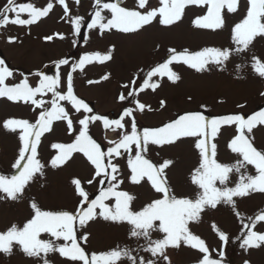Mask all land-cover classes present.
Returning <instances> with one entry per match:
<instances>
[{
  "label": "rangeland",
  "instance_id": "rangeland-1",
  "mask_svg": "<svg viewBox=\"0 0 264 264\" xmlns=\"http://www.w3.org/2000/svg\"><path fill=\"white\" fill-rule=\"evenodd\" d=\"M48 2L49 0H16L17 5L32 3L38 8L45 7ZM52 2L53 10L36 22L23 26L9 23L6 28H0V59H3L14 73L6 83L13 85L26 77L35 87L39 81L34 75L35 72L41 71L49 76L59 72L65 83L58 90L66 92L65 74L71 71V68L68 65L57 68L60 59H68L71 65L78 63L85 54L97 52L101 55L110 52L112 58L104 62L95 60L86 64L83 71L77 69L72 73L75 95L83 99L93 112L86 113L81 110L77 113L70 102H59L73 119V131H69L65 120H55L51 125L52 130L43 134L38 146V159L45 165L44 176L30 184L22 199L17 201L0 199V232H5L13 224L22 227L34 214L30 206L33 200L44 210L74 211L77 207L75 186L72 183L74 179L81 180L90 198L93 199L99 194L101 187H108L107 182L104 185L87 184L88 180L94 178V166L82 153H73L62 166L54 168L50 164L51 159L59 152L51 145L73 143L80 128L78 120L85 115L97 114L112 120L121 109L135 108V102L139 100L150 107V110L146 107L142 112H135L136 127L138 132L142 133L144 128L163 126L185 112L202 111L210 119H214L232 114H242L247 118L256 112L264 111V95H261L264 93V78L255 73L251 66L253 55L264 59V38L261 37L255 38L249 52L233 54L223 66L210 64L206 70L197 72L182 62H174L170 67L179 75L178 81L173 83L166 76L154 77L153 82H157L159 87L154 91L151 88L139 91L146 73L168 59L169 49H176L177 52L184 49L196 52L206 47L234 48L231 39L232 27L246 15L247 0H240L238 11L226 16L223 29L213 31L194 27L193 20L205 15L207 6L189 5L184 9L182 19L173 25H161L157 17L149 25L130 33L115 28L103 32L98 27L88 29L87 24L91 22L95 12V0H79L78 4L76 0H66L73 19L77 15L84 18L79 35L75 34L74 26L65 17L63 7L57 0ZM6 4L7 0H0V10ZM120 6L146 12L151 8H158L160 4L159 0H148L145 9H138L137 0H124ZM103 14L106 16L104 22H107V19L111 18V13L106 10ZM9 15L14 18V14ZM21 18L30 17L21 14ZM49 36L52 37L51 40L46 39ZM9 37L15 39L10 42ZM238 65L240 67H237ZM105 76L108 78L103 79ZM132 80H136L135 85L130 84ZM133 89L136 90L135 96H128L124 101L119 100L121 94L127 96ZM37 98L50 102L53 97L48 93ZM162 100L165 102L163 108L160 106ZM202 105L206 107L202 108ZM45 107H50V103H46ZM39 111L41 109L35 108L30 102H13L6 97H0V175L10 177L17 174L18 170L13 168V164L21 147L20 130L13 132L5 129L4 122L8 119H27L34 123ZM123 122L125 129L116 131L105 128L102 121L91 123L89 135L101 145V150L106 152L109 147L114 146L111 141L119 142L123 132H130V118L125 117ZM235 135L236 125L221 126L217 138L212 141L217 144L218 162L233 164L239 158L228 148ZM249 135L254 138V146L258 150H264V125H257ZM194 140L195 138H183L174 144L164 146L150 144L148 151L143 154L157 165L166 159L173 161L165 171L170 188L178 198H194L197 192L196 186L191 183L192 171L200 163L198 150L194 148ZM129 155L134 157V152L124 153L113 160V163L118 164L119 178L123 180L117 190L132 195L134 199L131 201V207L140 210L152 200L159 198L160 194L154 191L146 178L139 184L131 182ZM247 171L249 174H255L253 166H248ZM238 179L239 174L232 176L234 182ZM229 186H234V183ZM234 200L235 210L224 203L218 204L216 208L207 207L198 221L189 222V230L206 242L213 258L221 259L219 252L223 251L224 264H245V261L249 264H264V243L260 247L247 250L240 247L241 221L248 223V217L254 218L264 212V193L251 192L242 198L234 197ZM106 203L114 204V200ZM96 211L99 212V209ZM236 211L240 213L239 217ZM213 224L229 235L230 241L227 245L219 240L218 234L212 228ZM130 228L127 222L104 221L99 217L89 222L86 229L80 228L78 224L75 226L78 235L85 231L88 233L87 242L81 240L80 243L89 254L127 248L134 250V255L156 259L142 250L146 246L143 238L130 236ZM252 230L264 234V222H257ZM162 236V233H154L152 238L160 239ZM41 238L52 239L57 245L65 243L63 240H55L49 234L42 233ZM165 254L169 260L160 259L158 264H198L203 256L198 249H193L183 242L179 247L169 246ZM47 259L50 264H78L61 257L58 252L49 253ZM0 264H43V261L27 256L21 246L14 242L11 254L0 251Z\"/></svg>",
  "mask_w": 264,
  "mask_h": 264
},
{
  "label": "snow or ice",
  "instance_id": "snow-or-ice-1",
  "mask_svg": "<svg viewBox=\"0 0 264 264\" xmlns=\"http://www.w3.org/2000/svg\"><path fill=\"white\" fill-rule=\"evenodd\" d=\"M57 2L63 7L65 17L74 26L75 34L79 35L84 18L77 15L73 19L66 0H57ZM76 3L78 4L79 0H76ZM121 3L122 0H116V2L95 0L94 16L87 24V28L98 27L101 32L115 28L124 33H130L149 25L157 17L161 25L170 26L182 19L187 6L195 5L207 6V11L205 15L193 20L194 27L215 31L225 27V18L228 14L238 11L240 0H159L158 8H151L146 12L127 9L120 6ZM247 3L246 15L232 27L231 39L235 45L234 48L206 47L196 52H190L187 49L177 52L176 49H169L168 59L146 73L139 91L148 88L154 91L159 87L157 82H153L154 77L166 76L173 83L178 81L179 75L170 67L174 62H182L197 72H201L206 70L210 64L225 65L233 54L249 52L255 38H264V0H247ZM147 6L148 0H137L138 9H145ZM53 8L52 0H49L43 8H38L32 3L17 5L16 0H7V4L0 10V28H6L9 23L21 26L30 25L46 17ZM106 10L111 13V18L104 22L106 16L103 13ZM9 13L14 14V18ZM21 14H27L30 18L23 19ZM14 39V37H9L10 42ZM46 39L51 40L52 37L49 36ZM111 58L110 52L103 55L97 52L85 54L78 63L71 65L68 59H60L57 68L63 65L71 68V71L65 74L66 92L58 90L65 83L64 77L59 72L54 76L46 75L41 71L35 72L34 75L39 78L35 87L26 77L19 83L9 85L6 81L13 77L14 73L6 62L0 59V97H6L13 102H30L35 108L41 109L34 123H30L27 119H8L4 122L5 129L13 132L20 130L21 147L18 158L13 164V168L18 170L17 174L10 177L0 175V194H3L0 195V199L13 201L22 199L30 184L44 176L45 165L38 159V146L43 134L52 130L53 121L65 120L69 131H73V119L59 102H70L77 113L81 110L86 113L93 112V109L83 99L75 95L72 73L77 69L83 71L86 64L95 60L104 62ZM251 66L255 73L264 78V59L253 55ZM107 78V76L103 77V79ZM130 84L135 85L136 80H132ZM124 87H129V85H124ZM48 93H51L53 97L50 102L37 98ZM135 95L136 90L133 89L128 92L127 96L121 94L119 100L124 101L128 96ZM46 103H50V107H45ZM160 106L165 107L163 100ZM146 107L149 106L136 100L135 108H125L122 116L116 120H109L97 114L85 115L78 120L80 128L73 143L52 144L53 149L59 150L50 161L52 167L66 164L75 152L82 153L94 166V178L88 180L87 184L104 185L107 182L108 187H101L99 194L92 199L81 180L74 179L72 183L77 196V207L74 211L44 210L33 200L30 206L34 214L22 227L13 224L5 232H0V251L11 254L15 242L21 246L27 256L39 258L43 264H50L47 256L53 252H58L61 257L78 262V264H125V262L127 264H158L160 259L169 260L165 254L169 246L179 247L183 242L203 254L198 264H224L222 258L225 253L219 252L221 259L213 258L206 242L193 234L188 224L198 221L207 207L216 208L218 204L224 203L235 210L234 197L242 198L256 191L264 193V150H258L253 143L254 138L249 135L257 125H264V111L256 112L247 118L242 114H232L214 119H210L202 111L185 112L163 126L144 128L141 133L136 127L135 112H142ZM125 117L130 118V132H123L119 142L111 141L110 143L114 146L109 147L106 152L102 151L101 145L89 135V125L102 121L105 128H112L116 131L125 129L123 122ZM223 125H236L237 135L228 144L231 152L239 157L233 164H223L216 159L217 144L212 141L217 138ZM183 138H195L194 148L198 150L200 157L199 166L194 168L191 174V183L197 188L194 198H178L171 190L165 170L173 164L172 160L166 159L157 165L143 155L148 151L150 144L171 145ZM132 152H134V157L128 156L131 182L139 184L146 178L154 191L160 194L159 198L152 200L140 210H134L131 207V201L134 199L132 195L117 190L123 180L119 178L118 164L113 163L115 158ZM248 166L254 167L255 174L248 173ZM234 174H239L238 181L232 180ZM233 183L234 186H229ZM112 200L114 204L106 203ZM97 209L99 212L96 211ZM236 215L239 217L240 213L236 211ZM98 217L104 221L127 222L131 226L130 236L143 238L146 246L142 250L156 259H145L134 255V250L127 248L89 254L80 243L81 240L87 242L88 233L85 231L78 235L75 226L78 224L80 228L86 229L88 223L95 221ZM247 220L248 223L241 221L242 242L240 247L245 250L260 247L264 243V234L252 230L257 222H264V212L254 218L248 217ZM212 228L218 234L219 240L227 245L230 241L229 235L215 224ZM245 229L247 231H244ZM42 233L49 234L55 240H63L65 243L57 245L52 239H42ZM154 233H162L163 236L160 239H153ZM245 264L249 262L245 261Z\"/></svg>",
  "mask_w": 264,
  "mask_h": 264
},
{
  "label": "water",
  "instance_id": "water-1",
  "mask_svg": "<svg viewBox=\"0 0 264 264\" xmlns=\"http://www.w3.org/2000/svg\"><path fill=\"white\" fill-rule=\"evenodd\" d=\"M113 2H116V0H112ZM124 2V0H122V3ZM121 3V4H122ZM123 111H124V109H121L118 113H117V115H115L113 118H112V120H116V119H119L121 116H122V114H123Z\"/></svg>",
  "mask_w": 264,
  "mask_h": 264
}]
</instances>
